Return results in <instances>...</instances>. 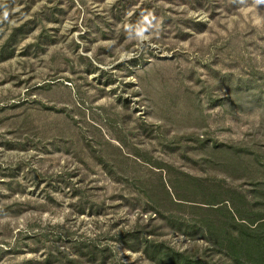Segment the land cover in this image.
Here are the masks:
<instances>
[{"label": "rangeland", "instance_id": "obj_1", "mask_svg": "<svg viewBox=\"0 0 264 264\" xmlns=\"http://www.w3.org/2000/svg\"><path fill=\"white\" fill-rule=\"evenodd\" d=\"M241 263L264 264V3L0 0V264Z\"/></svg>", "mask_w": 264, "mask_h": 264}, {"label": "clouds", "instance_id": "obj_2", "mask_svg": "<svg viewBox=\"0 0 264 264\" xmlns=\"http://www.w3.org/2000/svg\"><path fill=\"white\" fill-rule=\"evenodd\" d=\"M256 3H264V0H256ZM5 18H7V13H5ZM146 22L147 18H146ZM149 26H150V22H149ZM147 31V27H142L140 28L137 32L136 35L139 36L141 39H146V37L144 36V33Z\"/></svg>", "mask_w": 264, "mask_h": 264}, {"label": "trees", "instance_id": "obj_3", "mask_svg": "<svg viewBox=\"0 0 264 264\" xmlns=\"http://www.w3.org/2000/svg\"><path fill=\"white\" fill-rule=\"evenodd\" d=\"M258 226H259V225H258ZM251 231H252V230H251ZM255 231H256V230H254V234L256 233ZM254 234H252V235H254ZM255 236H257V235H254V237H255ZM258 245H259V242H258ZM259 248H260V246H258V249H259ZM242 254H243V253H242ZM241 264H242V263H241Z\"/></svg>", "mask_w": 264, "mask_h": 264}]
</instances>
